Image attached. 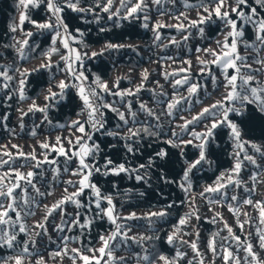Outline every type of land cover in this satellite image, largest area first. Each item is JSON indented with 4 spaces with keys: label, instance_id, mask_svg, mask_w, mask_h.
Segmentation results:
<instances>
[{
    "label": "trees",
    "instance_id": "1",
    "mask_svg": "<svg viewBox=\"0 0 264 264\" xmlns=\"http://www.w3.org/2000/svg\"><path fill=\"white\" fill-rule=\"evenodd\" d=\"M101 4L106 0H100ZM132 3L135 0H131ZM149 5V27L143 28V14H140L138 20H122L117 27L113 20H108V14L95 9V13L101 17L97 23L92 13L77 14L66 9L63 13L65 22L69 24L70 31L80 28L84 33V43L86 46H81L78 43H72L73 47H78L82 52H88L89 56L92 51H100L105 42L120 43L125 45H134L132 48H122L119 50L106 51L103 56L88 59L85 58L81 70L88 77V83L91 84L93 75H97L102 81L107 82L109 88H113L114 82L118 80L120 89H135L142 82V73L147 70L148 79L143 81L144 88L136 96L126 97L121 101L119 97L106 95L108 101L114 102V106L121 107V104H126L129 100L132 102L133 111L137 112V118L140 121H147L148 125L152 126V130L159 133L157 137L144 136L143 139L137 140L139 151L127 153L123 147L125 141L119 136H108L106 131H119L123 134L126 131L123 128L122 122L119 121L115 113L106 112V126L100 132L93 133V141L100 145V154L97 159L98 164H103V158L108 156L114 163L126 162V166L137 168L139 164H147L149 157L154 160V165L141 169L140 175L145 176L147 183L144 180L137 181L135 176L137 173H121L119 176H100L94 174L92 182L98 184L102 193L112 196L115 211L120 217H126L131 213H136L137 217H142L150 211H158L165 204H174L170 210V216L164 221H155L149 228L148 221L145 219L119 220V223L126 225L129 236L139 237L140 235H158L159 240L146 241L143 248L148 249L149 255L155 259L157 253H162L170 260L175 256L176 247L166 243L167 235L173 231L172 225L177 222L180 216L196 212L200 219L197 220L195 215H192L187 226L182 229L181 239L185 241L197 240L196 233H199L197 241L199 251L203 258V264H225L223 260L221 246L229 248L233 256L240 260V264H244V252L237 249L236 243L229 239L225 242L224 238L228 236L227 230L223 226L220 216L223 221H226L232 227L233 233L239 236L241 241L247 238L254 245V250L264 257V250L259 249L257 244L256 229L264 230V224L260 223L259 208L255 206L256 201H264V159L259 153H253L251 148L246 150L249 155H255L257 163L261 165L256 168L245 162L243 170L240 174L242 181L239 188L230 186L227 190V199L221 203H209V198H216L215 194H206V197H201L200 193L203 189L213 184L216 176L220 172L230 169L232 165V157L229 155L233 151L232 141L228 137V130L220 128L216 130V138L211 146L209 159L213 161L212 166L204 165L202 170L196 171L192 176L193 187L187 194L182 192L178 187L180 182L178 173L181 172L183 161L179 159L178 149H173L165 143L171 136L170 130L179 132L177 125L182 124L181 117L190 119L192 115L201 111L202 108L220 100L225 92L223 86V77L221 76L220 68L215 64L202 65L200 61H211L213 56L203 51L205 48L214 49L219 52L220 48L216 44L217 40H223L224 33L228 29L222 22L216 21L205 25V33L203 37L198 32L197 28H190L189 23L192 20L198 19V13L205 15L202 7H198L201 3L209 7H215L210 0H160L159 5L152 4V0H147ZM17 0H0V65H12L13 71L9 74L14 76L10 82V88L2 87L3 80L0 78V161L7 163L0 164V177H3V184L11 186L15 182V171L27 173L28 171L35 172L32 178L33 184L39 188L44 195L37 194L31 185L20 181V188L15 189L16 208L21 212V222L26 227V233L19 232L18 224L15 227L17 233V243L11 249L6 246L0 247V264H15L14 259L10 257L20 256L22 264H84L79 259V256L72 252L73 248L79 250L82 255L91 257H100L98 251L92 252L89 249H98L101 247L99 236L102 234L107 236L113 226L107 219H95L93 214L95 211L94 200L90 196V190H85L80 198L83 207L77 209L76 205L68 202L62 206V209H57L50 216L47 215V209L54 203L58 202L62 197L76 191V187L65 183L67 180L77 181L79 177L72 175L71 169L76 168V158L69 161L66 165L67 157L61 156L52 150V147L44 149L41 144L47 143L50 146H58L56 137H61V142L66 151L71 152L72 147L68 144L69 139L75 141L77 136L81 134L75 128H69L73 120H85L86 114L77 115L80 111L81 101L76 95L75 89H67L66 96L63 100L53 102V106L49 108L48 121L43 119V115L39 112L28 113L21 121V112H27L28 106L33 99L37 105L43 106L46 101L44 95L49 87L53 91L59 92L55 87L59 80L67 78L63 71L64 64L60 61V55L64 51L62 46L57 43L56 47L61 49L60 52L54 53L51 56L52 69L43 70V74L33 73L28 77L25 95L27 99L20 101L18 94L13 90L16 88L19 73L15 72V68L21 71L24 69L32 70L42 62H46V58L41 55V50H46L50 44V36L45 34L34 35L31 42L38 43L40 49L36 53L30 54V58L20 60L17 53L12 48H5L4 45L13 43V36L16 40H22L24 37L18 29L15 33L9 31V24L17 22L20 12L18 9ZM95 4V0H82L81 7ZM120 0H113L112 11L119 7ZM234 4V0H226L222 11H230L228 5ZM190 5V7H186ZM249 5L254 6L253 0H249ZM183 12L185 17L180 16ZM260 15H264V9H258ZM30 19L38 22H43L47 17L44 12V5L40 8H32L29 10ZM83 15V19H81ZM123 15V10H121ZM233 18H236L235 13H230ZM215 19V18H214ZM240 23V21H237ZM183 23L185 29L177 30L175 25ZM156 24L163 25L159 29L161 39L154 42L153 26ZM100 27L106 29L105 32H100ZM24 32L32 31L35 33L36 28L25 22L23 26ZM188 39L185 40L184 37ZM175 39L178 43H171ZM244 41L249 43L254 41V34L251 26L245 29ZM197 48L201 51H197ZM238 52L240 56L246 58V62L252 69H260L256 73V78L264 80V67L254 62V58L264 59V50L257 53L251 47L245 48L244 42H238ZM199 57V59H197ZM190 62V63H186ZM59 65V67H57ZM204 68L202 73L200 70ZM181 69H185L181 72ZM209 69L212 75L217 77L216 85L214 86L212 79L208 75ZM234 70L229 69V74ZM249 70L242 68V73L247 74ZM165 74H168L167 79ZM189 76L191 82L198 83L200 88L198 93L189 98L190 103L182 102L179 110L174 117L165 115L166 103L170 100L173 94V81L181 79L183 76ZM54 76L55 79L49 83V77ZM239 83V81H238ZM94 87V85H93ZM187 86L179 87L175 91L179 96H188ZM5 93H11L9 98ZM145 103L148 108L159 115V121L154 117H150L146 112L139 111V104ZM121 110H124L121 108ZM249 110H252L250 106ZM7 116V120L4 117ZM233 119L239 123L240 118L233 115ZM23 123V127H21ZM159 123L163 127L156 128ZM209 120H205L199 126L195 127L196 131L204 130L205 124ZM120 124L121 128H117ZM63 126V127H62ZM132 125L129 124V127ZM242 130L246 133L245 140L264 145V136L261 135L259 123L255 125L245 122L241 124ZM87 130V125H86ZM185 139L189 137L184 135ZM91 143V142H90ZM16 145V147H13ZM115 145V147H110ZM161 148L169 153L167 162H161L154 157V153ZM23 152L25 155L21 156ZM196 149L188 146L186 154L192 157ZM10 153L11 155H5ZM35 154L36 160H31V155ZM45 156L48 161L55 163L44 162ZM37 161L41 162L40 167H35ZM69 168L65 172V167ZM161 167L167 173L168 179H175L176 183L165 184L159 179ZM256 173V178L253 181L249 177L252 173ZM7 173V175H5ZM115 185V187L113 186ZM67 188V192H65ZM21 189L26 190L29 204H24L25 193ZM246 189H248L246 191ZM6 191V187L3 189ZM50 193V194H49ZM143 194V195H142ZM232 195H237L238 202L230 200ZM244 199L253 201L252 205H245ZM0 203L5 206L9 200L0 197ZM232 203L235 208L239 209V215H233L228 210V204ZM104 207H107L106 201L102 202ZM89 207L91 210H89ZM80 214V222L83 223L85 218L93 220L89 228L81 229L79 225L72 224V220L76 218V212ZM30 213V214H29ZM219 213L220 216L216 214ZM247 213V216L244 215ZM15 212L9 210V216L15 221ZM47 216V219L45 217ZM213 217L216 222L213 223ZM239 219L243 223V230L237 226L236 220ZM247 220V223L244 221ZM43 224L44 228L37 225ZM59 225V228L57 227ZM187 233V235H184ZM215 233V237H213ZM68 237L67 240L64 238ZM209 239H214L216 255H213L207 247ZM27 241L28 251H23ZM177 247L186 255L179 260V264H188L189 260L193 264H197L200 257H195V253L188 245H181L176 242ZM143 248L131 241L127 245H122L114 249L113 254L116 257H124L127 264H138L135 253L143 256L145 253ZM76 256L74 260L73 257ZM102 264H106L107 257H103ZM145 264V262H139ZM155 264H162L158 259Z\"/></svg>",
    "mask_w": 264,
    "mask_h": 264
},
{
    "label": "snow or ice",
    "instance_id": "2",
    "mask_svg": "<svg viewBox=\"0 0 264 264\" xmlns=\"http://www.w3.org/2000/svg\"><path fill=\"white\" fill-rule=\"evenodd\" d=\"M210 2L214 4L215 7H209L204 3L198 5V7L203 8L205 15H200L198 13V19L190 21L189 27L197 28L202 37L205 33V29L204 27H200V25L219 21L228 29V31L224 33L223 40L216 41L220 51L217 52L214 49L205 48L203 51L212 55L213 59L211 61H200L202 65L215 64L220 68L225 92L220 100L202 108L200 112L192 115L190 119L181 117L183 123L177 125L179 132L170 130L171 136L165 141V143L171 148L179 150L178 156L179 159L183 161L184 167H182L181 172L178 173L180 180L178 187L182 192L187 194L193 187L192 176L194 173L202 170L205 164L209 167L212 166L213 161L209 159V155L211 153L212 143L216 138V130L220 128H226L228 130L227 134L232 141L233 147V151L229 153L232 157L231 168L220 172V174L216 176L215 181H213V184L206 186L200 193L201 197H206V194H215L216 198H209V203H221L223 200L227 199V190L230 186L236 188L241 186L242 181L239 177L245 162L256 168L261 167V165L257 163L255 155H249L246 149L250 147L253 153H259L261 158L264 159V145L245 140L243 137L246 133L241 127V124H244L245 122L252 123L253 125L258 122L261 129V135L264 136V80L256 78V73H259L261 70L252 69L251 66L247 64L246 58L240 56L238 52V42H244L245 48L251 47L257 53L264 50V15L258 13V9H264V0H253L254 6L249 5V0H234V4L228 5L230 11H222L226 0H210ZM81 3L82 0H17V8H22L23 10L20 12L18 23L14 21L9 24V31L15 33L19 29L24 38L22 40H16L15 36H13V43L6 44L4 47L14 49L18 58L20 60H25L26 58H30V54L36 53L37 50L40 49L38 43H30L31 38L34 35L43 36L47 34L50 36V44L47 49L41 50V55L46 58V62H42L32 70L24 69L21 71L19 68L14 69L15 72L19 73L20 78L13 91L18 94L20 101L28 98L25 95L28 77L33 73H40L42 75L43 70L52 69L53 65L51 62V56L52 54L61 51V49L56 47L57 43L59 42L62 49L66 50L60 55V61L64 64L63 71L67 78V82L65 79H62L56 83L55 87L59 89V92L53 91L52 87H49L44 95L46 103L43 106L37 105L35 99H33L32 103L28 106L27 112H21V121L24 116L28 115V113L35 112L41 113L43 119L48 121L49 108L53 106V102L63 100L66 96V90L71 88L76 90V95L81 101L80 111L77 115L86 114L85 120H73L71 124L68 125L69 128H75V130L81 134L75 138L74 142L71 139L68 141V144L74 150L71 152L66 151L61 142V137L59 136L56 137V144L58 146H50L47 143L41 144L42 148L48 149L49 147H52V150L55 153L67 157L65 162L66 165L69 161H72L73 158H76L75 162L77 166L76 168L71 169V173L72 175L79 177L75 182L72 180L65 181L66 184L76 187V191L65 195L58 202L54 203L47 209V215L50 216L57 209H62V206L68 202L75 204L77 209L83 207L80 198L85 190H90V196L94 198V200L90 201V204L94 202L95 209L97 210L93 214L94 218L99 220L106 218L113 226V230L107 236L102 234L99 236L102 245L101 247L98 249H89V251L92 252L98 251L100 257L94 256L90 258L87 255L80 254L79 250L76 248H73L72 252L77 254L84 264H102L101 258L105 256L107 257L106 264H127L124 257H116L113 254L115 248L127 245L129 241L136 243L143 248L146 241L159 240L160 237L158 235H140L139 237L129 236L128 230H126V225L124 223H119L118 221L121 219L125 221L145 219L148 221L149 228L151 229V225L155 221L166 222V218L170 216V210L174 207V204H165L160 210L147 212L142 217H137L134 212L126 217H120L115 211L112 196L102 193L98 184L92 182L94 174H99L100 176H119L121 173L131 174L132 172H135L137 173L135 176L137 181L144 180L145 183H147L145 176L140 175L139 171L153 166L155 162L152 157H149L147 164H139L137 168L130 169L126 166V162L114 163L111 158L105 156L103 158V164H98L97 159L101 151L100 145L92 141L93 133L105 129L107 123V111L115 113L126 131H123V134L119 131H106V134L113 137L119 136L123 139L125 141L123 147L127 153L139 151L138 144L134 142L143 139L144 136L157 137L159 135L158 132L152 130V126L148 125L147 121L138 120L137 112L132 110L133 105L130 100L126 104H121V107H116L114 106V102L108 101L105 95L119 97L121 101L125 100L126 97L138 95L144 88L143 81L148 79V72L145 70L142 73V82L134 90L120 89L118 80L114 82L113 88H109L107 82L102 81L101 78L95 74L93 75L91 84H86L88 77L85 75V72L81 70L85 58H97L103 56L106 51L119 50L125 47L135 50V46L107 41L104 43L100 51H92L89 56L88 52H82L78 47L72 46V43L86 46L83 39L84 33L80 28H76L74 32L70 31L69 24L65 22L63 13L66 9L77 14L92 13L94 20L99 23L101 17L95 13V9L99 8L101 12L108 14V20H113L114 17L117 18L114 21L117 27L122 20H138L140 19V14H143L144 22L141 26L147 29L149 27V5L147 0H135L134 3H132L131 0H120L119 7H117L115 11H112L113 0H106L103 4H101L100 0H95V4L85 7H81ZM152 4L159 5L160 0H152ZM41 5H44V12L47 19L43 22L30 19L28 14L29 10L32 8L38 9ZM186 7H190V5H186ZM121 10H123V15H121ZM230 13H235L236 18H233ZM180 16L185 19L187 18L183 12L180 13ZM80 18L83 19V15H81ZM238 20L240 23L237 22ZM26 21L36 28L37 31L35 33L32 31L24 32L23 26ZM249 25L254 34V41L251 43L243 40L245 29ZM161 27H163V25L156 24L152 28V31L155 34L154 42L161 39L159 32ZM175 27L178 31L185 29L183 23H179L175 25ZM99 31L105 32L106 29L100 27ZM184 39L187 40L188 37L185 36ZM171 43L175 44L178 42L173 39ZM197 51L199 52L201 49L197 48ZM197 59H199V57ZM254 62L264 67V59L254 58ZM57 67H59V65H57ZM242 68L249 70L247 74L242 73ZM229 69H233L234 71L229 74ZM204 70L205 69L202 67L200 71L203 73ZM12 71V65H0V78L3 80L2 87L4 89L10 88V82L14 79V76L9 74ZM184 71L185 69H181V72ZM208 75L215 86L217 77L212 75L210 69ZM167 76L168 74H165L166 79ZM54 79V76H50L49 83L51 84V81ZM172 86V97L170 100L165 101L166 112L164 114L169 117H174L176 115L182 102L190 103L189 98L196 95L200 88V85L191 82L187 75L183 76L181 79H175ZM183 86H187L186 90L188 96H179L176 93L175 90ZM5 94L11 98V93ZM250 106H252L251 111L249 110ZM121 108L124 110H121ZM139 111L146 112L148 116L154 117L159 121V115L155 114L145 103L139 104ZM233 115L240 118L239 123L233 119ZM4 119L7 120V116H5ZM205 120H209V123L205 124L204 130L196 131L195 127L199 126ZM48 122L50 123V121ZM129 124L132 126L129 127ZM21 127H23V123H21ZM155 127L159 129L163 126L157 123ZM117 128H121V125L118 124ZM185 134L189 137L188 139L184 138ZM188 146H192L196 149V152L192 154V157H189L186 154ZM13 147H16V145H13ZM110 147H115V145H110ZM5 155L10 156L11 154L5 153ZM20 155L24 156L25 154L21 152ZM153 155L161 162H167L169 157L168 151L163 148L156 151ZM30 158L31 160H36L35 154H32ZM44 162L55 163V161H48L46 156ZM3 163L7 162L0 161V164ZM40 166L41 162L37 161L35 167L38 168ZM64 171L68 172L69 168L66 166ZM5 175H7V173ZM256 175L257 174L254 172L249 178L254 181ZM34 176L35 172L33 171H28L27 173L15 171V182L11 183V186L4 185L3 177H0V197L9 200V203H7L6 206L0 203V247L6 246L11 249L15 246L17 243V233L15 231L17 224L19 226V232L26 233L27 231L24 223L21 222V212L17 211L16 208L17 197L15 189L21 187L19 183L20 181H24L26 184L31 185L37 194L44 195V193H41L39 188L33 184L32 178ZM159 179L163 180L165 184L176 183L175 179L170 180L167 178V173L163 170V167H161ZM113 186L115 187V185ZM5 187L7 189L6 191L3 190ZM247 190L248 189H246V191ZM21 191L25 193L23 202L25 205H28L29 200L27 198L26 190L21 189ZM65 192H67V188H65ZM230 200L238 202L239 198L237 195H232ZM105 201L107 207L102 205V202ZM243 203L245 205H252L253 201L250 199H244ZM227 206L228 210L232 212L233 215H239V209L235 208L232 203H229ZM255 206L259 208L260 223L264 224V201H256ZM9 210L15 212V221L9 216ZM89 210H91L90 207ZM192 215H195L197 220L200 219L196 212L180 216L177 222L172 225L173 231H171L166 237V243L176 247L175 256L171 260L162 253H157L154 259L149 255L148 249L143 248L145 253L143 256H140L139 253H135L138 264L141 261L145 262V264H155L156 259L161 261L162 264H179L180 258L184 257L186 253L177 247V241H179V244L181 245H188L193 253H195L194 258L200 257V259L197 260V264H203V258L197 243L199 233H196L197 240L189 242L181 239L182 229L187 226ZM216 215L220 216L219 213ZM244 215L247 216V213H244ZM45 219H47V216ZM220 219L223 222L224 228L228 232V236L224 238L225 242L231 239L236 243L237 249L242 248L245 254L243 258L244 264H264V257H261L254 250L253 243L247 238H245L244 241H241L240 237L233 233L232 227L229 226L226 221H223L222 216H220ZM212 222H216L215 217H213ZM92 223L93 220L88 218H85L83 223H81L78 211L76 212V218L72 220V224L79 225L81 229L89 228ZM244 223H247V220H245ZM236 224L242 231L243 223L237 219ZM37 226L42 229L44 228L43 224ZM57 227L59 228V225ZM184 235H187V233H184ZM215 235L216 234L213 233V237H215ZM256 236L259 249L264 250V230L257 228ZM64 239L67 240L68 237H65ZM27 243L28 242L25 241V247L23 249L25 253L28 251ZM207 247L212 251L213 255H216L214 239L208 240ZM221 252L225 264H240V260L233 256V253L229 251L228 247L222 245ZM9 259H14L15 264H22L20 256L10 257ZM73 259L75 260L76 256H74ZM188 264H193V261L189 260Z\"/></svg>",
    "mask_w": 264,
    "mask_h": 264
},
{
    "label": "built area",
    "instance_id": "3",
    "mask_svg": "<svg viewBox=\"0 0 264 264\" xmlns=\"http://www.w3.org/2000/svg\"><path fill=\"white\" fill-rule=\"evenodd\" d=\"M86 84H89L88 81H86Z\"/></svg>",
    "mask_w": 264,
    "mask_h": 264
},
{
    "label": "rangeland",
    "instance_id": "4",
    "mask_svg": "<svg viewBox=\"0 0 264 264\" xmlns=\"http://www.w3.org/2000/svg\"><path fill=\"white\" fill-rule=\"evenodd\" d=\"M73 46V45H72Z\"/></svg>",
    "mask_w": 264,
    "mask_h": 264
}]
</instances>
